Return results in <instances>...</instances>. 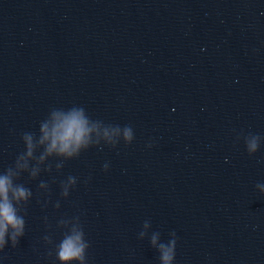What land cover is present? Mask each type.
I'll use <instances>...</instances> for the list:
<instances>
[{
    "label": "water",
    "instance_id": "95a60500",
    "mask_svg": "<svg viewBox=\"0 0 264 264\" xmlns=\"http://www.w3.org/2000/svg\"><path fill=\"white\" fill-rule=\"evenodd\" d=\"M73 114L85 144L49 155ZM10 167L32 196L0 264H61L74 231L83 264H264V0H0Z\"/></svg>",
    "mask_w": 264,
    "mask_h": 264
},
{
    "label": "clouds",
    "instance_id": "9594fccd",
    "mask_svg": "<svg viewBox=\"0 0 264 264\" xmlns=\"http://www.w3.org/2000/svg\"><path fill=\"white\" fill-rule=\"evenodd\" d=\"M43 131L44 138L41 143L49 139L51 141L50 146L47 148L49 155L55 152L60 156L72 157L85 144V122L77 114L63 120H57L51 132L47 128ZM27 140L28 156L31 157V138L28 137ZM254 147L255 145H253ZM41 159L43 158L41 157ZM12 176V167L0 174V251L9 244V240L11 245L15 247L24 235L25 220L22 215H18V212L22 210V206L26 205L32 196L31 191L22 184L14 186ZM70 183H75L74 178L70 177ZM40 186H44L43 182ZM67 194V189H64L63 195L66 196ZM14 202L15 205L20 207L14 206ZM6 237H8L7 240ZM46 240H48L47 237ZM87 247L88 245L83 240V232L74 231L73 235L63 238L58 246V258L61 264H69L73 260H79L83 264ZM167 258L166 254L165 260Z\"/></svg>",
    "mask_w": 264,
    "mask_h": 264
}]
</instances>
